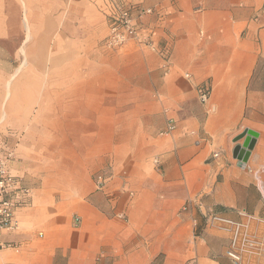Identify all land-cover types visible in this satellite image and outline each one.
I'll use <instances>...</instances> for the list:
<instances>
[{
	"label": "crops",
	"instance_id": "obj_1",
	"mask_svg": "<svg viewBox=\"0 0 264 264\" xmlns=\"http://www.w3.org/2000/svg\"><path fill=\"white\" fill-rule=\"evenodd\" d=\"M22 1L55 114L10 161L33 196L0 264H264V0ZM128 7L154 11L110 48Z\"/></svg>",
	"mask_w": 264,
	"mask_h": 264
},
{
	"label": "rangeland",
	"instance_id": "obj_2",
	"mask_svg": "<svg viewBox=\"0 0 264 264\" xmlns=\"http://www.w3.org/2000/svg\"><path fill=\"white\" fill-rule=\"evenodd\" d=\"M24 5L22 0H0V117L6 114L4 129L7 127L17 131L5 142L7 147H15L16 153L26 131L33 129L39 135L52 130L51 125L45 122V115L55 114V110L46 111L47 107L41 105L39 99L45 97L42 89L48 78L45 69L51 65L46 53L49 55L50 51H55L56 44L39 40L35 43L29 39L28 12L26 5L25 12ZM52 76L53 80H57L59 74ZM116 108L120 113H124L125 108H131L134 120L138 121L140 107ZM99 175H103L104 179L111 176L107 171H100L94 177L96 182Z\"/></svg>",
	"mask_w": 264,
	"mask_h": 264
},
{
	"label": "built area",
	"instance_id": "obj_3",
	"mask_svg": "<svg viewBox=\"0 0 264 264\" xmlns=\"http://www.w3.org/2000/svg\"><path fill=\"white\" fill-rule=\"evenodd\" d=\"M153 11L152 8H140L135 13L129 7L122 9L111 22L110 33L106 41L107 46L120 48L128 41L136 39L138 37V19ZM209 96L210 89L203 87L200 91L201 100L206 102ZM175 126L174 121H171L168 130L165 132L171 131ZM15 151V147H7L0 137V259H2L4 249L18 248L14 243L3 241L1 235L19 228L16 210L18 207L28 204L29 199L33 196V189L25 185L21 177L10 167V161L16 155ZM156 162H158V159H156ZM105 180L103 175H99L97 178L98 187H101ZM229 255L236 261V264H241L242 255L239 251L229 252Z\"/></svg>",
	"mask_w": 264,
	"mask_h": 264
},
{
	"label": "water",
	"instance_id": "obj_4",
	"mask_svg": "<svg viewBox=\"0 0 264 264\" xmlns=\"http://www.w3.org/2000/svg\"><path fill=\"white\" fill-rule=\"evenodd\" d=\"M248 150H249V147H246V149H245V153H247ZM239 151H240V148L237 147L235 153L238 154ZM241 158H242V159H241V162L244 163V162H245L244 158H243V157H241Z\"/></svg>",
	"mask_w": 264,
	"mask_h": 264
},
{
	"label": "bare ground",
	"instance_id": "obj_5",
	"mask_svg": "<svg viewBox=\"0 0 264 264\" xmlns=\"http://www.w3.org/2000/svg\"><path fill=\"white\" fill-rule=\"evenodd\" d=\"M26 14V13H25ZM28 18V17H27ZM29 26V25H28ZM29 35V34H28ZM25 51V50H24Z\"/></svg>",
	"mask_w": 264,
	"mask_h": 264
}]
</instances>
